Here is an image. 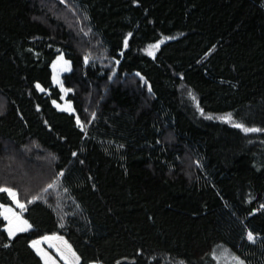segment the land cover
Returning <instances> with one entry per match:
<instances>
[{
  "label": "trees",
  "instance_id": "obj_1",
  "mask_svg": "<svg viewBox=\"0 0 264 264\" xmlns=\"http://www.w3.org/2000/svg\"><path fill=\"white\" fill-rule=\"evenodd\" d=\"M0 188V264H264V0H0Z\"/></svg>",
  "mask_w": 264,
  "mask_h": 264
},
{
  "label": "snow or ice",
  "instance_id": "obj_2",
  "mask_svg": "<svg viewBox=\"0 0 264 264\" xmlns=\"http://www.w3.org/2000/svg\"><path fill=\"white\" fill-rule=\"evenodd\" d=\"M126 46H127V40L125 41V47ZM153 47L158 48L159 45L157 44V45H155ZM149 54H151V52ZM37 88H40V86L37 85ZM40 90L43 91V89H40ZM57 107H59V105H57ZM70 108H71V106L69 105L68 108H65V109H62V110L67 111V110H70ZM77 124L78 125L80 124L79 118H77ZM81 127H83V125H81ZM235 127H241V128H243V126L242 125H239V124H236ZM243 130L245 132L260 131V129H254V128H251V129L250 128H243ZM49 187H52V185H49ZM0 192H6V193H8V195L13 199V201L21 209H23L25 207L24 204H22V203L19 202V200L17 199V193L15 191H13L12 189H9V188H0ZM4 212L5 213H11L12 210L10 208H5L4 209ZM13 215H15V214L13 213ZM5 219H9V217L7 215H5ZM17 219H19V218L17 217ZM23 223L26 224L27 222L25 221ZM25 230H26V228H24V227H15L14 228L12 226V221L9 220V228H8V234H9V236H14L16 231H25ZM45 239H48V238H45ZM248 239L249 240H254V237H253V235L251 233L248 234ZM38 244H39V241L33 242V247H36ZM37 250L39 251V249H37Z\"/></svg>",
  "mask_w": 264,
  "mask_h": 264
},
{
  "label": "rangeland",
  "instance_id": "obj_3",
  "mask_svg": "<svg viewBox=\"0 0 264 264\" xmlns=\"http://www.w3.org/2000/svg\"><path fill=\"white\" fill-rule=\"evenodd\" d=\"M55 82L57 84L60 85V88L62 89V92H63V100L61 103H55V105H59V109L62 110V109H65V108H68V106L70 105L71 108L70 110H67L68 112L70 111H73V106L72 104L66 100V95H67V92L65 91L63 85H62V78L61 76H58L56 77L55 79ZM222 251V252H221ZM221 258H222V261H223V264H243V262L237 257V256H234L230 251H228L227 249H221Z\"/></svg>",
  "mask_w": 264,
  "mask_h": 264
}]
</instances>
